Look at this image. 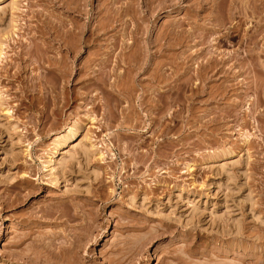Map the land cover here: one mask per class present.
Instances as JSON below:
<instances>
[{
	"label": "rangeland",
	"instance_id": "1",
	"mask_svg": "<svg viewBox=\"0 0 264 264\" xmlns=\"http://www.w3.org/2000/svg\"><path fill=\"white\" fill-rule=\"evenodd\" d=\"M52 1L0 0V264H62L59 246L76 242L71 264H264V74L241 70L245 84L232 89L240 79L227 59L242 50L243 31L238 44L218 42L226 33L210 26L218 0L203 10L182 0L145 23L152 0H129L127 17L146 34L133 41L117 23L101 47L70 54L53 37L58 25L88 20ZM88 1L94 27L120 7ZM122 33L129 55L169 38L148 71L164 73V87L144 78L142 55L135 69L119 48L106 57ZM75 122L79 145H64L52 181L41 161L48 151L57 158L53 140Z\"/></svg>",
	"mask_w": 264,
	"mask_h": 264
},
{
	"label": "bare ground",
	"instance_id": "2",
	"mask_svg": "<svg viewBox=\"0 0 264 264\" xmlns=\"http://www.w3.org/2000/svg\"><path fill=\"white\" fill-rule=\"evenodd\" d=\"M103 1V0H102ZM110 1V3H111V5L113 6L114 4H120V7L118 6V7H116V9H115V11H114V13L112 12L113 10H114V7H113V10H112V6H111V11L110 10H108L109 8L108 7H106L107 8V10L106 9H104L106 12L107 11H110V12H112L111 13V15H109L110 17L109 18H107L106 20H104V24L105 25H102V26H99V25H96L95 27L94 26H92V20H91V17L93 16V15H91V17L89 18V12L86 10V7H87V5H88V0H54V2L52 1V4L53 5H55V6H57L59 9H61V10H63V11H65V12H67V13H69V12H71V13H74V14H76V17L77 18H80V17H86L85 19H87L88 20V23L87 22H85L84 23V25H82V26H77V25H69L68 27L66 26V24L65 23H63V24H61L60 23V25H58V27L57 28H59V32L58 33H60V34H58L57 36L56 35H54L53 37H57V42H58V44H59V47L60 48H65V50H66V53H73V52H75V54H78L79 53V50L81 49V48H89L90 46L92 47V46H94V47H101L100 45H99V43L103 40L101 37L102 36H104V34H106V33H104V30H108V28H109V30L110 29H115L114 28V25H116L117 23L119 24V25H121V26H123V28H122V31L125 33V30L126 29H128V27L130 26L131 27V29L129 28V33H128V35H129V37H130V39L131 40H133V41H135V40H137V38H139V35L140 36H142V34H146V32L145 31H147V29L145 30L143 27H140V24L138 25V22H136L137 20H133V21H131V17L129 18V17H127V14L130 12V8H131V6L132 5H130V4H133V3H130V1L128 0H126V2H125V4L122 2V0H109ZM120 1H121V3L124 5V7H122V4L120 3ZM125 1V0H124ZM182 0H152L151 1V3L150 4H145L144 5V8H145V10H146V14H143V16L141 17V18H139L140 20H141V22L143 23L144 22V20L146 21L147 20V17L150 15V17H151V15L152 14H155L156 15V13H158L159 11H164V10H166V9H168V8H171V7H176V6H178L179 4H180V2H181ZM212 0H200V2H198L197 4H196V6L198 7V8H200V9H202L203 8V5L204 4H206L207 5V3H209V2H211ZM129 2V3H128ZM133 2V1H132ZM149 2V1H148ZM103 3V2H102ZM108 3V2H107ZM106 3V4H107ZM110 3H108V4H110ZM200 3H202V4H200ZM215 2H213V4H214ZM218 3V5H214L215 7H214V10H215V8H216V10H215V12L214 13H216V15H214L215 17L212 19L213 20V23L210 25L211 27H212V29H214V27L216 28V27H218V28H224V29H226V33L223 35L224 37H220V39H219V43H223V41H225V43H226V41H229V42H235V44H238L239 42H238V40H240V39H238V38H240L241 37V34H240V32H242L243 31V35H242V38H241V41H242V50L239 52L238 50H236V51H234V52H232V54L230 55V56H228V60L229 61H231V60H233V62H234V66L236 67V69L238 70L235 74H234V77H232L233 78V80L235 81V80H239L240 79V76H242V74H240L242 71L241 70H246V69H250V72H255V74L258 76L260 73H262V74H260V76L261 75H263L264 74V65H263V61H264V0H218V2H216L215 4H217ZM100 4V3H99ZM105 4V5H106ZM200 4V5H199ZM104 5V6H105ZM197 7H195L194 9H198ZM104 8V7H103ZM100 10V9H99ZM203 10V9H202ZM101 11V10H100ZM197 10H195V14H197V12H196ZM105 12V15H108L107 13H109V12H107L106 13ZM143 12V11H142ZM141 12V13H142ZM96 13H98L99 14V12H96ZM103 13V12H102ZM98 14H96V16L98 15ZM112 14H114V15H112ZM195 14H194V16H195ZM196 16H198V15H196ZM106 17V16H105ZM140 17V16H139ZM149 17V18H150ZM192 17V16H191ZM92 18H94V16L92 17ZM130 20H129V19ZM133 18V17H132ZM197 18V17H196ZM106 22V23H105ZM145 23V22H144ZM65 24V25H64ZM98 24V23H97ZM117 24V26H119ZM184 24V23H183ZM182 23H180V24H178L177 23V26H175L174 28V31L176 30V33H182L183 32V30H182V25H183ZM144 25V24H143ZM226 25H227V27H226ZM48 26V25H47ZM102 27V28H101ZM173 29V28H172ZM208 29V28H207ZM58 30V29H57ZM211 30V29H210ZM111 31H113V30H111ZM141 31H144V32H141ZM208 31V30H207ZM169 32V31H168ZM219 32V31H218ZM103 33V34H102ZM124 33H122L121 34V38L123 39V40H119V41H117L115 38H113V41H112V39H111V41H112V43H111V50L108 52L107 51V55H106V57L107 56H111L113 53H114V51H115V49L116 48H119L120 49V51H119V54H117L119 57H120V62H122L123 64H125V65H127V66H129V67H131V68H136V66H137V68H139L140 67V64L138 63V61L140 60L139 58H140V56L143 58V59H141V61L143 62L142 64H141V66L142 67H140V68H142L143 70H144V72H143V74L144 75H146V77H144V78H146V80L148 81V80H152L153 82H156V83H160L161 81H162V84H164L163 85V87L165 86V83L167 82V77H166V75H164V73H151V74H149L148 73V71H149V69H150V57H152L151 55H156L157 53H159V52H163L164 50L166 51L167 49H168V47H170L171 45H170V43H169V41L168 42H166V41H164V43H162V44H160V42L159 41H154L153 40V42L151 41L150 43L148 42V41H146L144 44H143V47L141 48V50H139L138 49V51H136L135 53H133V54H131V55H129L130 53H126V52H128V51H126V48H127V46L128 45H131V44H129V43H131V42H127V40H126V42L124 41L125 39V37L123 36L124 35ZM142 33V34H141ZM175 33V32H174ZM173 33V34H174ZM108 34V33H107ZM239 34H240V37H239ZM165 35V34H164ZM181 35V34H180ZM202 35H203V33H202ZM117 36V35H116ZM120 36V35H119ZM118 37V36H117ZM137 37V38H136ZM194 37V36H193ZM219 37V36H218ZM164 38V37H163ZM163 38H161V39H163ZM189 38H191L190 40H192V34L191 35H188V37H187V39H189ZM224 39V40H223ZM237 39V41H235ZM158 40V39H157ZM110 41V42H111ZM215 41V40H214ZM240 41V42H241ZM263 41V42H262ZM158 42V43H157ZM162 42V41H161ZM128 43V44H127ZM219 43H218V45H219ZM228 43V42H227ZM231 43V44H232ZM261 43V44H260ZM263 43V44H262ZM214 44V43H213ZM102 45V44H101ZM134 45V44H133ZM216 45V44H215ZM79 46H81V47H79ZM150 46H152V49H154L156 46V51H154L153 52V54H150V55H148V53H149V50H150ZM232 46V45H231ZM235 46V45H234ZM236 46H239V45H236ZM79 47V48H78ZM129 47V46H128ZM187 47V46H186ZM77 48L79 49V50H77ZM167 48V49H166ZM171 48V47H170ZM118 49V50H119ZM128 49V48H127ZM109 50V49H108ZM131 50V49H130ZM132 51V50H131ZM217 52V51H216ZM115 55V54H114ZM116 55V56H117ZM213 55V54H212ZM214 55H215V53H214ZM96 56V55H95ZM218 56V55H217ZM224 56V55H223ZM220 57V56H219ZM118 58V57H117ZM225 58V57H224ZM262 58V59H261ZM181 59V58H180ZM179 59V60H180ZM216 59H218V58H216ZM227 59H226V61H227ZM178 60V59H177ZM215 60V59H214ZM260 60H262V61H260ZM182 61V60H181ZM210 61L212 62L213 60H211L210 59ZM225 61V60H224ZM105 62H109V60H107V58H106V60H105ZM104 62V63H105ZM221 62V61H220ZM113 63V62H112ZM116 63V62H115ZM216 63V62H215ZM219 63V62H218ZM221 63H223L224 64V62H221ZM109 64V63H108ZM122 64V65H123ZM233 65V64H232ZM83 66V65H82ZM86 66V65H85ZM159 67V66H158ZM208 67H210V66H208ZM216 67V66H215ZM235 67H234V69H235ZM88 68V67H87ZM223 68V67H222ZM232 69H233V67H231ZM158 69V68H157ZM216 69V68H215ZM234 69H233V71H234ZM248 69V70H249ZM81 70V69H80ZM85 70V72L87 71L86 69H84ZM247 70V71H248ZM102 71V70H101ZM236 71V70H235ZM241 71V72H240ZM59 72V71H58ZM81 72V71H80ZM83 72V71H82ZM103 72V71H102ZM163 72V71H162ZM185 72V71H184ZM221 72V71H220ZM244 72V71H243ZM249 72V71H248ZM121 73V72H120ZM232 73H234V72H232ZM85 74V73H84ZM112 74V73H111ZM148 74V75H147ZM254 74V73H253ZM197 75V74H196ZM114 76V75H113ZM233 76V75H232ZM255 76V75H254ZM258 76L260 79H262L263 78V76ZM177 77V76H176ZM195 77H198V75L197 76H195ZM243 77V76H242ZM241 77V79L236 83V81H235V83L234 84H232L231 86L233 87L232 89H235V90H237L236 88L237 87H239V85H241V84H245L244 83V81H246V79H243ZM246 77H248V76H246ZM245 77V78H246ZM119 78V77H118ZM143 78V79H144ZM167 78V79H166ZM256 78V77H255ZM120 79V78H119ZM258 79V78H257ZM256 79V80H257ZM232 80V79H231ZM259 81V80H258ZM264 81V79H262V82ZM138 82V81H137ZM149 82H151V81H149ZM186 84H189V82H192V80H191V78H188L186 81ZM197 82L198 81H196L195 80V84H197ZM261 82V81H260ZM104 85H108L109 86V88L110 89H112V91H113V86L111 85V84H109V83H107V81H103L102 82ZM232 83H233V81H232ZM257 83H259V82H257ZM256 83V88H257V86L258 85H260L261 83H259V84H257ZM161 84V85H162ZM194 84V85H195ZM262 84H264V83H262ZM160 85V84H159ZM246 85H247V83H246ZM245 86V85H244ZM262 86H264V85H262ZM262 86H260L261 88H263L264 89V87H262ZM122 87V86H121ZM235 87V88H234ZM242 87V86H241ZM240 87V88H241ZM153 89V88H152ZM164 89V88H163ZM169 89H171V88H169ZM196 89V88H195ZM258 89H259V86H258ZM263 89H260L261 91L263 90ZM115 90V89H114ZM118 90V89H117ZM126 90H128V89H126ZM155 91H157L158 92V94H160V93H164V91L166 92V90H160V87H157V89L155 88ZM161 91V92H160ZM264 91V90H263ZM155 93V92H154ZM234 93V92H233ZM199 94V93H198ZM235 95L236 96H239V93H235ZM234 95V96H235ZM151 96V95H150ZM260 96V95H259ZM152 97V96H151ZM247 97V96H246ZM236 98V97H235ZM150 99V98H149ZM167 99V98H166ZM157 100H158V98H157ZM257 100V99H256ZM149 101V100H148ZM154 101V100H153ZM161 102V101H160ZM234 102H236V104L234 105L233 104V106L234 107H236L237 106V104H238V102L237 101H234ZM114 103V102H113ZM153 103V102H152ZM257 103H258V100H257ZM114 104H116V101H115V103ZM157 105V104H156ZM259 106V105H258ZM257 106V107H258ZM90 119V118H89ZM91 120H92V118H91ZM238 120V119H237ZM244 121V120H243ZM242 121V122H243ZM237 122V121H236ZM245 122V121H244ZM80 130H81V125L79 124V123H73L72 125H69L64 131H63V134L60 136V135H58L57 137H55V139L53 140V145H54V149L55 150H60L61 152L59 153V155L57 156V158H53V151H48V152H46V154L44 155V157H43V159H42V167H43V169L46 171V173H47V176L49 175L51 178H52V181H55V177H56V175H55V173H57L56 171L63 165V167H64V165H65V163H64V161H66L65 160V156H64V152H62V150H63V147H64V145L65 144H67V147H74V148H76V146H78L79 145V142H78V145H74L73 146V144H74V140H76V138H77V136H79V133H80ZM245 137H246V135H245ZM248 139V137H246V139L245 140H247ZM83 140L85 141V139H84V137L82 138V142H83ZM80 141H81V139H80ZM82 142H80V143H82ZM69 145V146H68ZM82 148L81 149H83V151L84 152H88V147L84 144V143H82V146H81ZM68 148V149H69ZM65 149V148H64ZM53 150V149H52ZM54 150V151H55ZM66 150V149H65ZM64 151V150H63ZM56 153V152H55ZM68 157H71L70 155H68ZM59 172V171H58ZM58 175V174H57ZM57 178V177H56ZM52 184H53V182H52ZM54 184H56V183H54ZM71 217H73V216H71ZM70 220H73V218L71 219L70 218ZM70 220H68V221H70ZM78 228V227H77ZM77 230V229H76ZM30 231V230H29ZM28 234V233H27ZM25 236H26V234H24ZM74 236V235H73ZM86 236H88V235H86ZM75 237V236H74ZM85 237V236H84ZM89 237V236H88ZM26 238V237H25ZM45 238V237H44ZM91 238V237H90ZM90 238H88L87 240L89 241V239ZM22 239H23V236H22ZM21 239V240H22ZM72 239H74V238H72ZM78 239V238H77ZM20 239H19V241H21ZM68 240V239H67ZM93 240V239H92ZM22 241H24V240H22ZM79 241L80 240H78V243H79ZM88 241H84L85 243H87ZM33 242V241H32ZM34 242H36V241H34ZM40 242H41V240H40ZM68 242V241H67ZM84 242H83V246H84ZM37 243V242H36ZM36 243H34V244H36ZM77 243V242H76ZM76 243H72L71 245H70V247H67V248H65V245H64V247L61 245V247L59 246V248L58 249H61V251H59L58 249V251H59V253L61 254V256H60V258L62 257V259L64 260V262L63 263H67V264H71L70 263V261L69 260H67V259H69V256L71 255V254H73V253H75V250L76 249H78L79 248V245L78 244H76ZM21 244V243H20ZM34 244H33V246H34ZM39 244H41V243H39ZM38 244V245H39ZM42 245V244H41ZM44 245V244H43ZM42 245V246H43ZM47 245V244H46ZM82 245V244H81ZM32 246V245H31ZM35 246H37V245H35ZM41 246V248L42 249H44L43 247ZM49 246V245H48ZM47 246V247H48ZM69 246V245H68ZM45 247V246H44ZM52 247V246H51ZM35 248V247H34ZM40 248V247H39ZM46 248V247H45ZM49 249H50V247H48ZM54 248V247H53ZM65 248V249H64ZM143 248V247H142ZM142 248H141V250H142ZM35 249H38L37 247L35 248ZM48 249V251H49V253H48V251H46V249H45V253L44 254H50V250ZM28 250V249H27ZM133 250V249H132ZM32 251V250H31ZM53 251V250H52ZM51 251V252H52ZM57 251V252H58ZM143 251V250H142ZM29 252V251H28ZM54 252H55V250H54ZM56 252V253H57ZM53 253V252H52ZM52 253L50 254V257H51V255H52ZM40 254V253H39ZM43 254V253H42ZM58 254V253H57ZM56 254V255H57ZM80 254H81V252H80ZM53 255H54V253H53ZM77 255V254H76ZM38 256V255H37ZM45 256V255H44ZM55 256V255H54ZM59 256V255H58ZM73 257V256H72ZM46 258V257H45ZM53 258V257H52ZM51 258V259H52ZM44 259V258H43ZM59 259V258H58ZM117 259V260H116ZM119 257L117 258H113V264H122L121 262H119V260L121 261V259H119ZM48 260V259H47ZM52 260H54V259H52ZM61 260V259H60ZM77 260V259H76ZM112 260V259H111ZM66 261V262H65ZM109 261H110V259H109ZM62 262V261H61ZM43 263V262H42ZM47 262H45L44 261V263L43 264H46ZM51 263H52V261H51ZM57 263H58V261H57ZM62 263V264H63ZM78 263V262H77ZM110 264H111V261L109 262ZM108 263V264H109ZM59 264V263H58Z\"/></svg>",
	"mask_w": 264,
	"mask_h": 264
}]
</instances>
